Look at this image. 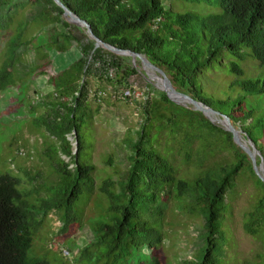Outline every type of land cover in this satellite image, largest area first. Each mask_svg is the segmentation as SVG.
Masks as SVG:
<instances>
[{
    "label": "trees",
    "instance_id": "16d2710c",
    "mask_svg": "<svg viewBox=\"0 0 264 264\" xmlns=\"http://www.w3.org/2000/svg\"><path fill=\"white\" fill-rule=\"evenodd\" d=\"M60 1L87 21L99 39L121 50L146 56L167 74L176 90L227 115L235 127L240 125L264 159V145L253 133L257 125L264 133V120L252 123L255 110L244 111L242 99L233 100L223 90V93L217 92L226 88L223 81H228L230 87L237 84L247 94L264 96V0H216L224 12L205 17L174 12L163 0H137L136 5L128 0ZM26 5L38 10L33 15L34 21L54 30L49 37L51 47L66 52L76 43L81 53L58 76L50 77L58 102L42 122L60 142L53 156L47 151L58 180L51 186L52 195L34 205L44 214L63 211L62 229L65 230L73 221L74 204L94 183L95 168L87 161L83 131L92 118L89 78H98L113 87L129 88L130 79L139 75V71L125 63L126 57L96 48L95 39L88 34L76 35L74 30L80 28L63 17V8L55 0H0V31L10 30L20 8ZM24 24L27 25L19 23L18 33L10 37L7 45L6 58L0 66L1 91L16 82L19 50L30 43L22 38ZM60 24L65 29L60 30ZM44 57L47 58L46 53ZM249 61L256 63V74L248 70ZM228 73L235 78L231 79ZM128 90L133 92L131 88ZM125 92L123 98L130 99L132 96H125ZM104 94L95 91L99 100ZM142 106L144 120L137 139L131 144V164L121 191H115V182L110 178L99 186L109 199L108 212L113 216L110 222L101 223L97 228L98 237L91 245H105L101 258H107V264L127 260L146 244L156 252L157 242L162 241V232L156 226L161 214L153 206L174 189L177 199L190 196L189 210L205 219L207 245L200 264H217L216 241L223 238L221 219L227 193L235 188L236 178L246 172V167L263 187L264 182L256 175L249 155L234 142L232 133L202 112L173 102L165 92H161L160 98L145 99ZM164 129L168 131V138L180 141L177 153L182 161L199 166L193 179L180 172L173 148L163 152L158 148ZM70 134L76 136V153L68 137ZM195 140H200L201 147L194 155ZM209 147L213 151L231 150L234 159L215 167H202L210 154ZM261 159H257L258 163ZM19 184L18 177L0 172V264H49L30 256L34 242L33 214L17 187ZM36 223L38 227L42 221ZM263 227L264 192L244 224L245 231L251 235H257ZM89 247L90 244L85 250ZM137 264L162 262L155 257L152 263Z\"/></svg>",
    "mask_w": 264,
    "mask_h": 264
},
{
    "label": "rangeland",
    "instance_id": "374dc122",
    "mask_svg": "<svg viewBox=\"0 0 264 264\" xmlns=\"http://www.w3.org/2000/svg\"><path fill=\"white\" fill-rule=\"evenodd\" d=\"M128 1L137 4V0ZM163 2L174 12L195 13L201 17L224 12L216 0ZM37 11L29 5L20 8L16 22L10 30L0 31V66L6 58L10 37L18 33L19 23H27L24 24L25 35L22 38L24 41L30 40V43L19 50L15 68L16 82L7 89L0 90V172L20 179L17 187L32 211L34 242L30 249L31 257L45 260L49 264H107V258H101L106 250L105 245H91L98 237L97 228L101 223L110 222L113 216L108 212L109 199L100 191L99 186L105 179L110 178L115 182V191H121L131 164V144L137 139L144 120L142 105L147 98H160L164 91L152 73L144 70L140 61L137 60L134 64L128 56H124L127 58L125 63L132 64L139 71V75L130 79L129 88L133 91L130 99L123 98V92L129 88L113 87L100 82L98 78H89V112L92 118L83 131L87 161L95 168L92 173L94 183L92 189L85 191L74 204L73 221L63 230V211L53 210L44 214L34 206L41 199L52 195L51 186L58 180L56 168L52 165L51 155L47 156V151L53 156L60 142L49 132L42 120L58 102L54 86L50 84V77L58 76L81 53L76 43L66 52H59L51 47L49 37L54 30L51 27L44 28V23L33 20ZM58 28L65 29L62 24ZM79 28L74 30L76 35H87L84 28ZM45 53L47 58L44 57ZM216 66L219 67L218 64ZM247 68L255 72L257 65L249 61ZM228 75L231 79L235 78L232 73ZM223 83L226 88L218 89V93H223V90L233 100L242 99L244 111L255 110L252 123L257 124L258 120H264V96L247 94L237 84L230 87L231 82L228 81ZM95 91L106 95L99 100ZM187 107L193 109L191 104H187ZM211 116L216 120L215 124L223 128V116ZM236 128L242 131V142L251 146L252 142L245 136L240 125ZM152 132L155 133L156 129L153 128ZM253 133L264 145V133L258 125ZM68 137L76 153V136L70 134ZM160 139L158 148L162 152L173 148L175 164L180 172L188 179H193V173L199 166L188 165L182 161V156L177 153L181 147L180 141L168 138L166 129L161 132ZM199 147L200 140H195L192 146L194 155ZM208 149L210 154L202 167L226 164L225 161L233 160L235 156L231 150ZM62 158L70 161L65 156ZM257 159L260 160V156ZM245 171L236 178L235 188L230 189L226 195V209L221 219L223 238L216 241L217 264H264V227L257 235L247 233L244 228L247 214L262 196L264 187L251 175L247 167ZM162 200L153 206L161 214L157 218L156 226L162 232V241L157 242L156 252L146 244L135 250L127 260H117L116 264L152 263L155 257H159L162 264L201 263L207 245L204 217L189 210L190 196L177 199L174 189L168 191V195ZM36 221H42L41 225L37 227ZM89 244V249L85 250Z\"/></svg>",
    "mask_w": 264,
    "mask_h": 264
},
{
    "label": "water",
    "instance_id": "95a60500",
    "mask_svg": "<svg viewBox=\"0 0 264 264\" xmlns=\"http://www.w3.org/2000/svg\"><path fill=\"white\" fill-rule=\"evenodd\" d=\"M55 1L63 8V16L69 23L84 28L88 36L93 40L95 39L96 48L101 47L117 55L128 56L132 59L134 64L136 63L137 60H140L144 70H146L149 73H152V75L161 85L160 88L167 94L170 100L183 106H187V104H191L194 110L202 112L213 123H215L216 120H214L211 115L213 114L222 115L223 120L221 121V124L223 125V128L226 131L232 133L234 142L249 155V157L252 160L253 169L256 175L264 182V159L261 156L260 151L256 148V146L251 140H250V142H252L251 146L242 142V131L238 130L232 124L230 118L227 115L221 114L220 112L214 110L212 107L205 105L203 102L195 100L190 96L176 90V88L172 84L167 74L161 68L153 64L146 56L131 50H121L99 39V37L93 33L91 25L87 21L81 19L75 12L70 10L60 0H55ZM257 156H260L262 158L260 163H258Z\"/></svg>",
    "mask_w": 264,
    "mask_h": 264
},
{
    "label": "built area",
    "instance_id": "2783aa9c",
    "mask_svg": "<svg viewBox=\"0 0 264 264\" xmlns=\"http://www.w3.org/2000/svg\"><path fill=\"white\" fill-rule=\"evenodd\" d=\"M132 93H133V92H131V91L128 90V91L125 92L124 95H125V96H132ZM104 95H105V94H104Z\"/></svg>",
    "mask_w": 264,
    "mask_h": 264
}]
</instances>
